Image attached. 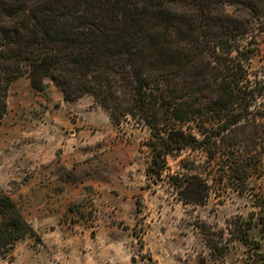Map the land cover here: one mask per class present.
Returning <instances> with one entry per match:
<instances>
[{"label": "trees", "instance_id": "trees-1", "mask_svg": "<svg viewBox=\"0 0 264 264\" xmlns=\"http://www.w3.org/2000/svg\"><path fill=\"white\" fill-rule=\"evenodd\" d=\"M262 34L264 0H0V117L25 75L39 92L52 81L67 100L90 96L115 125L150 131L149 176L205 205L198 163L225 164L221 180L244 189L264 161ZM34 234L0 188V258Z\"/></svg>", "mask_w": 264, "mask_h": 264}, {"label": "rangeland", "instance_id": "rangeland-1", "mask_svg": "<svg viewBox=\"0 0 264 264\" xmlns=\"http://www.w3.org/2000/svg\"><path fill=\"white\" fill-rule=\"evenodd\" d=\"M259 41L252 71L264 65ZM6 108L0 121L18 124V145L57 159L0 163V188L35 231L0 264H264V161L244 189L234 174L221 180L225 164L198 163L210 195L185 204L167 177L149 176L150 131L136 120L117 126L92 97L67 100L52 81L36 91L28 75L11 84Z\"/></svg>", "mask_w": 264, "mask_h": 264}, {"label": "crops", "instance_id": "crops-1", "mask_svg": "<svg viewBox=\"0 0 264 264\" xmlns=\"http://www.w3.org/2000/svg\"><path fill=\"white\" fill-rule=\"evenodd\" d=\"M15 87H12V92ZM25 96L20 99L25 100ZM14 116L16 113H10ZM20 116V115H19ZM7 117L0 121V163H55L57 159V151L54 149L39 150L25 145H18L22 138V133H18V124L12 125V129L5 127ZM26 120V118H24ZM20 125V124H19Z\"/></svg>", "mask_w": 264, "mask_h": 264}]
</instances>
